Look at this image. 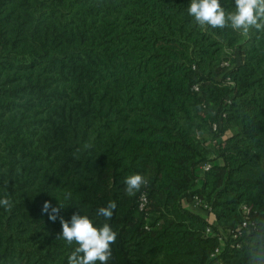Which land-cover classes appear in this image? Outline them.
I'll return each mask as SVG.
<instances>
[{
  "label": "trees",
  "instance_id": "16d2710c",
  "mask_svg": "<svg viewBox=\"0 0 264 264\" xmlns=\"http://www.w3.org/2000/svg\"><path fill=\"white\" fill-rule=\"evenodd\" d=\"M189 5L0 0V264H67L43 205L100 226L109 200V264H264V26H201ZM133 173L149 183L129 197Z\"/></svg>",
  "mask_w": 264,
  "mask_h": 264
},
{
  "label": "clouds",
  "instance_id": "9594fccd",
  "mask_svg": "<svg viewBox=\"0 0 264 264\" xmlns=\"http://www.w3.org/2000/svg\"><path fill=\"white\" fill-rule=\"evenodd\" d=\"M188 14L201 26L224 28L230 21L233 29H242L247 34L250 27L259 29L264 26L258 22L264 19V0H235V11L227 14L220 0H190ZM148 183L147 177L140 173L126 176L123 180L125 195L135 196ZM0 206L5 211L11 209L12 204L7 195L0 197ZM116 207L115 200H109L106 206L99 207L96 216L103 217L105 222L97 226L89 215L78 212L65 220L59 216L60 207L45 202L42 212L53 221L59 217L62 231L58 239L66 241L68 245H77L68 256L67 264H109L118 232L107 221L111 220Z\"/></svg>",
  "mask_w": 264,
  "mask_h": 264
},
{
  "label": "built area",
  "instance_id": "2783aa9c",
  "mask_svg": "<svg viewBox=\"0 0 264 264\" xmlns=\"http://www.w3.org/2000/svg\"><path fill=\"white\" fill-rule=\"evenodd\" d=\"M195 90L198 91V90H199V87H198V86H195ZM214 128L216 129V128H217V125H215ZM211 166H212V165H211L210 162H205V163L201 164V165L198 167V169H200V170L204 173V172L210 170ZM146 204H147V197H146V194H142V195H141V198H140V209H143V208L146 206ZM195 205H197V206H199V207H203L204 210H205L206 212L212 213L210 207H209L207 204L203 203V202H202L200 199H198L197 197H196V200H195ZM242 209H243V210H246V207L244 206ZM253 225H254V224H250V223H249V218L246 217V219L243 221V223H242L237 229H235L234 231H231L230 236L232 237L233 240H237L239 237H241L242 235H244V234H246L248 231H250V228H251ZM250 226H251V227H250ZM220 239H221V245H222L221 247H223L224 244H225V238H224V237H221ZM236 246L239 247V243H236ZM218 252H219V249L217 250V253H218ZM215 255H216V254H215ZM215 255H213V256H215ZM218 264H224V262L219 261Z\"/></svg>",
  "mask_w": 264,
  "mask_h": 264
},
{
  "label": "crops",
  "instance_id": "0c3cea01",
  "mask_svg": "<svg viewBox=\"0 0 264 264\" xmlns=\"http://www.w3.org/2000/svg\"><path fill=\"white\" fill-rule=\"evenodd\" d=\"M199 171L201 173H203L200 169H199ZM187 207L190 208L192 211L204 216L205 218H207L209 220H212V221L215 220L213 214H211L209 212H206L203 207H199V206H197L195 204H187Z\"/></svg>",
  "mask_w": 264,
  "mask_h": 264
},
{
  "label": "rangeland",
  "instance_id": "374dc122",
  "mask_svg": "<svg viewBox=\"0 0 264 264\" xmlns=\"http://www.w3.org/2000/svg\"><path fill=\"white\" fill-rule=\"evenodd\" d=\"M231 131H234V129H232ZM231 131L227 132L226 134H229Z\"/></svg>",
  "mask_w": 264,
  "mask_h": 264
}]
</instances>
